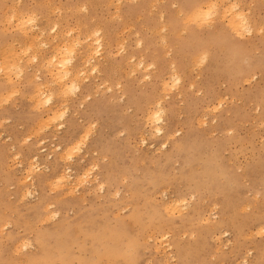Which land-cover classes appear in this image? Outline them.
Listing matches in <instances>:
<instances>
[{
  "label": "rangeland",
  "instance_id": "rangeland-1",
  "mask_svg": "<svg viewBox=\"0 0 264 264\" xmlns=\"http://www.w3.org/2000/svg\"><path fill=\"white\" fill-rule=\"evenodd\" d=\"M206 2L0 0V264L264 259V0H236L249 27L239 36L224 8L200 28L172 7ZM16 10L34 14L24 34ZM76 36L84 81L60 88L45 57ZM86 43H101L90 65ZM39 88L50 103H35ZM157 108L156 134L145 114ZM171 199L186 205L165 211Z\"/></svg>",
  "mask_w": 264,
  "mask_h": 264
},
{
  "label": "bare ground",
  "instance_id": "bare-ground-1",
  "mask_svg": "<svg viewBox=\"0 0 264 264\" xmlns=\"http://www.w3.org/2000/svg\"><path fill=\"white\" fill-rule=\"evenodd\" d=\"M50 3V2H49ZM207 3V2H206ZM79 7V6H78ZM53 10V9H52ZM77 10V9H76ZM13 13H15L14 11H13ZM15 15H16V22H15V24H16V26H18V27H20V28H22V29H20V32H22L23 34L25 33L23 30H24V24L22 25V21L23 20H25L28 16H34V14L32 15H28L27 17L26 16H23V14L22 13H18V11L16 10V13H15ZM50 15V14H49ZM14 16V15H13ZM181 16V15H180ZM234 16V14H232V17ZM36 17V16H35ZM172 18V17H171ZM35 19V18H34ZM54 19V18H53ZM234 19L235 20H229L228 21V23L230 24L229 25V28H230V30H232V27L234 26V25H239L241 22H240V20H239V18H238V16H237V14L235 13V16H234ZM183 20H184V22H185V19L183 18ZM247 20V19H246ZM43 23V22H42ZM55 23V22H54ZM26 26H27V24H26ZM53 27H54V25H53ZM244 27H246L247 29H249V27H248V21H247V24L244 26ZM34 28V27H33ZM39 28V27H38ZM50 27H48L47 29H49ZM52 29V28H51ZM54 29V28H53ZM22 30V31H21ZM26 30V29H25ZM36 30V29H35ZM73 31V30H72ZM94 31H95V29H94ZM181 31V30H180ZM179 31V32H180ZM32 32H34V31H32ZM41 32V31H40ZM56 32V31H55ZM58 32V31H57ZM77 32V31H76ZM95 32H97V31H95ZM32 34H34V33H32ZM37 34V33H36ZM86 34H88V32L86 33ZM95 34V33H94ZM94 34H93V36H94ZM97 34H99V33H97ZM39 35V34H38ZM77 35V34H76ZM90 34H88L87 35V38L89 37L90 38V36H89ZM92 35V34H91ZM41 36V35H40ZM57 36V35H56ZM33 37V36H32ZM36 37V36H35ZM77 37V36H76ZM74 37V38H72L73 40H71L73 43H71V41H69L68 42V40H70V39H68V40H65V38H63L62 40H60L61 42H59V43H57V44H55V48H53L54 49V51H52L50 54L49 53H47L48 54V56L49 57H45V58H47L46 59V61L44 62V65H46V67L48 68V69H46L53 77H54V79L55 80H60V81H62V82H60V88L61 87H63V85L64 84H67V82H63V80L62 79H65V81L66 80H71V82H70V86H71V88L72 89H74L76 86H79V82H78V80L79 79H81L79 76V72H81V73H84L85 71L83 70H79V69H81V68H84V67H81V68H79V69H77L76 68V65H77V63H73V57H74V52H75V50H74V47L76 46V45H79V38L77 37ZM43 38V37H42ZM86 38V39H87ZM35 39V38H34ZM33 39V40H34ZM51 39H53V38H51ZM60 39V38H59ZM85 39V40H86ZM100 38H94V40L96 41V40H99ZM31 40H32V38H31ZM37 40V39H36ZM56 40H57V38H56ZM48 42L49 41H45V43L44 44H48ZM89 42V41H88ZM31 43V42H30ZM38 43V42H37ZM32 45V44H31ZM91 44L90 43H86L85 44V46H84V49L82 50L83 51V55L85 56V60H86V62H88V64L90 65V60L93 58V56H94V54H96L97 53V47H99V46H101V43L99 44V43H97V46H95V47H92V46H90ZM12 47H10V49H11ZM30 48V46H26L25 48L23 47L22 48V51H24V52H26V51H28V50H30L29 49ZM10 49H8V50H10ZM12 49H14V48H12ZM4 51V50H3ZM46 51V50H45ZM14 52H16V50H12L11 52L9 51V53H11V55H13V53ZM47 52V51H46ZM35 52H33V54H34ZM100 53V52H99ZM32 54V53H31ZM98 54V53H97ZM201 55V54H200ZM33 57H34V59L35 58H39V57H37L38 55H36V53L34 54V55H32ZM42 57V56H41ZM99 57V56H98ZM44 58V57H43ZM42 58V59H43ZM33 59V58H32ZM65 61H68V63H65ZM96 61V60H95ZM92 62V61H91ZM22 62H17L16 64H14V65H12V67H10V69H12V68H14L15 67V69L16 70H18L19 72H20V70H21V66H22V64H21ZM140 63V62H139ZM11 64H13V63H11ZM42 65V64H41ZM88 65V66H89ZM84 66V65H83ZM91 66H92V64H91ZM95 67V66H94ZM93 67V68H94ZM195 67V66H194ZM89 68H91V67H89ZM96 69H97V67H95ZM94 70V69H93ZM148 74V73H147ZM173 77V79L175 78V76H172ZM84 78V77H83ZM83 78H82V80H83ZM176 79H178V77H176L174 80H176ZM84 81V80H83ZM163 82H164V80H163ZM94 83V82H93ZM174 83V85H175V81L173 82ZM173 83H172V85H173ZM47 87V86H46ZM59 88V87H58ZM37 89V88H36ZM41 89V91H39V92H36V94H35V96H36V98L34 99L35 100V103L37 102L38 104L41 102H43V103H46V102H51V100H52V92H46V91H44V90H42L43 88H39V90ZM58 90V89H57ZM38 91V90H37ZM47 91H48V89H47ZM33 100V101H34ZM160 102V101H159ZM151 103V102H150ZM61 113H63V116H64V114H65V111H61L59 114H57V111H55V110H53L52 111V113L48 116V117H50L51 119H56V118H60V117H63V116H61ZM157 113H159V116H157L156 114ZM161 110L159 109V108H157V109H153L152 111L151 110H149V111H147V113L145 114V121H146V123H149L150 125L151 124H153V131H154V133H162V128H161V126H160V122L162 121V118H161ZM161 123H163V122H161ZM147 131V130H146ZM142 134V133H141ZM143 138V137H142ZM77 145H80V143H75V144H70L69 146H67L66 147V150L65 151H67L66 152V158L68 157V155H69V153L71 152V150L73 149V148H75ZM63 154V153H62ZM74 154V153H73ZM32 160L34 161V162H37V155L36 154H34V156L32 157ZM35 166V165H34ZM66 168V167H65ZM70 170V169H69ZM68 170V171H69ZM63 171V170H62ZM64 171H65V169H64ZM67 171V170H66ZM65 171V173L64 174H66V173H68V172H66ZM70 172V171H69ZM61 175V176H59L58 177V182H63L64 180L66 181V179H65V175ZM69 174V173H68ZM67 174V175H68ZM83 176H86V173H83ZM70 178V177H69ZM68 178V179H69ZM103 185V184H102ZM167 188V187H166ZM28 190V189H27ZM162 190V189H161ZM27 192H29V191H27ZM163 194H164V192H163ZM162 194V195H163ZM169 200V199H168ZM172 200V199H171ZM203 202V201H202ZM168 203V202H167ZM167 203H165V204H167ZM171 203V204H170ZM169 204L170 205H172L173 207H174V205H181V206H185L186 205V201H185V199H174V200H172V202H169ZM188 204V203H187ZM173 207H172V209H173ZM168 211H170V210H168ZM215 211V210H214ZM208 212V211H207ZM261 228V227H260ZM256 229H258V228H256ZM264 229V228H263ZM222 232V231H221ZM256 233V232H255ZM165 237H167V236H165ZM102 254V253H101ZM104 254H108L109 256H112V258H115V254H114V251H112V250H108V248L105 250V252H104ZM244 259V258H243ZM243 262H244V260H243Z\"/></svg>",
  "mask_w": 264,
  "mask_h": 264
},
{
  "label": "snow or ice",
  "instance_id": "snow-or-ice-1",
  "mask_svg": "<svg viewBox=\"0 0 264 264\" xmlns=\"http://www.w3.org/2000/svg\"><path fill=\"white\" fill-rule=\"evenodd\" d=\"M173 8L181 7L184 9V11L181 12V17L185 19V23L187 25H196L200 28H206V27H212L216 24V22L220 18V9L224 8V18H229L233 13H236L240 24L234 25L232 27V31L237 35H241V29L244 31H249L246 27H244L247 24L246 20V13L242 11L244 5L236 2V0H232L231 3L227 5H223L220 3H217L216 0H207V3L202 4H182V5H172ZM16 17L12 16L11 21L15 22ZM23 24H32L34 23V18L32 16H28L25 20L22 22ZM55 31V29H53ZM260 31L264 33V26L261 27ZM208 57V53L205 52L203 55L196 58L195 63L196 65L203 64L205 60ZM65 63H68V61H65ZM95 71V69H94ZM178 82V81H177ZM159 116V113L156 114ZM61 116H63V113H61ZM80 145H77L75 148L71 150V152L68 155V159H72V152L79 151ZM172 205L168 206V209H165V211H168L169 209H172ZM261 234L264 235V229H261ZM260 264H264V259H261Z\"/></svg>",
  "mask_w": 264,
  "mask_h": 264
}]
</instances>
